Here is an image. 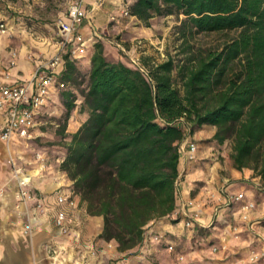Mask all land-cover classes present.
Listing matches in <instances>:
<instances>
[{"label":"trees","instance_id":"obj_1","mask_svg":"<svg viewBox=\"0 0 264 264\" xmlns=\"http://www.w3.org/2000/svg\"><path fill=\"white\" fill-rule=\"evenodd\" d=\"M127 10L146 27L178 14L196 33L233 35L186 64L147 69L108 61L96 43L81 91L75 61L64 56L59 167L87 213L103 217L100 238L119 252L142 245L147 227L175 211L179 146L203 126L215 128L218 144L231 141L236 170L264 184V0H133ZM77 94L87 119L68 135Z\"/></svg>","mask_w":264,"mask_h":264},{"label":"crops","instance_id":"obj_2","mask_svg":"<svg viewBox=\"0 0 264 264\" xmlns=\"http://www.w3.org/2000/svg\"><path fill=\"white\" fill-rule=\"evenodd\" d=\"M128 5L129 0H83V10L88 18L81 21L79 32L86 40L74 57L77 64L86 63L89 70L96 43L105 46L106 57V44H113L107 38L108 34H120L123 38L131 32V22L116 19ZM3 20L0 22L4 23ZM6 26L8 29V24ZM93 28L103 39H91ZM49 34L43 39L47 40V45L42 47L29 42L28 35L24 36L26 41L19 42L13 67L9 64L11 50H8V43L1 41L0 81L5 85L25 82L38 65L55 55L58 45L55 49L53 40L57 30ZM86 119L87 113L78 115L75 111L69 118L66 134L77 132ZM6 120L5 115H0V125ZM39 124L38 121L33 137L28 141L31 145ZM214 133V127L203 126L188 136L198 149L195 161L188 162L181 157L175 211L152 222L147 227L145 242L129 252H119L114 241L100 238L103 217L87 213L85 203L73 192L72 181L60 170L64 151L52 152L45 148L43 155L46 157L40 163L35 160L34 153H40L41 148L30 152L31 149L23 147L25 141L18 137H13L9 144L0 140V188L4 190L0 199V264H213L252 247L264 252V184L252 170H236L228 158L221 163L220 157H226V151L224 143L218 144L213 139ZM9 152L22 167L24 177L30 180L29 188L35 195L19 209L15 208L17 182L11 176L7 161ZM61 192L73 193L74 207L57 204L56 197ZM239 193L244 195L245 201L255 204L249 221L244 223L240 218L241 203L230 199ZM60 209L66 213V234L54 225L56 212ZM189 219L193 221L192 228L185 227ZM25 224L33 226L30 234L23 232ZM235 224L241 225L243 230L238 240L233 239L230 232ZM168 245H173V252L168 251ZM224 245L228 249L224 250ZM215 248L217 251L214 252ZM178 255H183L185 260L179 263Z\"/></svg>","mask_w":264,"mask_h":264},{"label":"rangeland","instance_id":"obj_3","mask_svg":"<svg viewBox=\"0 0 264 264\" xmlns=\"http://www.w3.org/2000/svg\"><path fill=\"white\" fill-rule=\"evenodd\" d=\"M73 1L76 0H0V19H4V23L8 24L6 33L0 32V43L1 41L8 43V50H11V53H16L17 57L16 48L20 41L25 40L24 36L28 35L30 38L29 42L38 47H42L47 45L45 43L47 40L43 41V39L49 36L52 30H57V37L53 40L54 48L56 49L60 39L59 31L56 26L57 22L61 17L65 16L67 7ZM132 3L133 0H129V5ZM119 15L120 16H117L116 19L122 20V22H131V32L133 34L131 35V32H129L123 38L120 34H108L107 38H109L113 44H106L108 48L106 52L107 60L110 62L123 61V63L129 66L131 65V61H136L146 69L153 65L163 63L168 59H172L177 66L186 64L189 58L195 59L202 53L221 47L222 44L233 35V33H196L191 29L189 23L185 21V18L178 14L154 17L149 21V28L138 20L125 18L121 14ZM105 27L106 25L104 29ZM131 38L134 39L131 40ZM114 43L122 45L124 51L119 50ZM103 48H105L104 45ZM69 58L74 60L73 56ZM74 61L76 70L78 71V74H76L77 82L74 86L81 91L85 88L89 70L86 63L79 65L77 64V60ZM173 73L176 76V72L174 71ZM176 85L179 87L181 86L180 82L178 84L176 83ZM80 103L81 101L78 95L76 98L77 109H75L71 115L75 111L78 115L83 114V111L80 110ZM63 114L64 108L62 99L57 89L56 92L52 93L48 106L44 108L43 113L40 114L38 118L40 124L36 130V136L32 140V145L28 143L29 145L23 146L24 149H31L29 150L31 152L32 149L41 148L42 151L39 153L41 155L46 151L45 148L49 151H64L59 146L61 137L57 134V129ZM223 148L226 151V157H220L221 163L223 164L225 158H228L233 166L231 160V141H225ZM35 154L36 152L34 156ZM44 155L43 157H46ZM10 158H13V156L9 152L7 161H9ZM9 165L11 168L10 161ZM245 192L246 194L250 193L248 189H246ZM230 199L233 200L234 196H231ZM242 215L241 212L240 218L244 223L246 221L242 219ZM242 231L241 225L238 224L232 225L230 228L231 236L235 240L239 239L240 235L243 233ZM223 249L226 250L228 247L224 245ZM253 254L258 255L260 260L264 262V252L257 247H252L247 251H237L228 258H225L224 261L230 264H246L249 257Z\"/></svg>","mask_w":264,"mask_h":264},{"label":"built area","instance_id":"obj_4","mask_svg":"<svg viewBox=\"0 0 264 264\" xmlns=\"http://www.w3.org/2000/svg\"><path fill=\"white\" fill-rule=\"evenodd\" d=\"M123 17H129L127 9H124L121 13ZM88 18V15L83 10V1H73L66 10L63 19L57 22V29L59 31L58 51L45 63H41L36 67L31 77L22 83L14 85H5L0 81V115H5L7 120L4 125H0V140L9 144L13 137H18L25 141L28 145L33 137V130L38 124V117L41 114V110L46 106L50 97L57 88L64 87V84L59 80L60 75L64 69L65 59L64 56L75 57L78 53L79 48L85 43V38L79 32V26L81 21ZM114 20V18L112 19ZM7 26L5 23L0 22V32L6 33ZM91 39L101 40L103 37L101 34L92 29ZM90 39V40H91ZM119 50L124 51L122 45L114 44ZM16 53H11L10 66L15 65ZM139 67L145 69L138 62L133 61ZM180 151L182 157L188 162L195 161L197 154V144L188 140V137L181 142ZM35 160L43 163L45 158L43 155L36 153L34 156ZM11 164V176L12 179L17 182V189L14 193L15 208L19 209L21 206H26L27 201L32 200L35 195L29 188L30 180L25 178L23 175V169L18 165L13 158L9 159ZM4 196V190L0 188V199ZM235 201L241 203L240 210L242 212V219L246 222L249 221V214L255 208L253 202L245 201L242 193L237 194L234 197ZM57 204L68 207L75 206V200L73 193H59L56 197ZM41 208V205H37ZM197 217V216H196ZM54 225L59 232L66 234L68 233V226L66 224V213L60 209L56 212L54 218ZM186 228L193 227V221L191 219L185 222ZM33 230V226L25 224L23 232L30 234ZM158 239V238H156ZM169 252L174 251L173 245H168ZM214 252L217 251L215 248ZM185 257L178 255L177 261L183 262ZM213 264H230L227 261L219 260ZM246 264H264L260 260V257L253 254L249 257Z\"/></svg>","mask_w":264,"mask_h":264}]
</instances>
